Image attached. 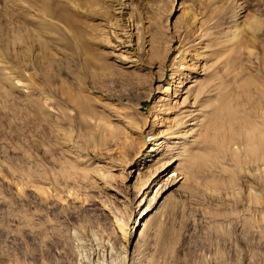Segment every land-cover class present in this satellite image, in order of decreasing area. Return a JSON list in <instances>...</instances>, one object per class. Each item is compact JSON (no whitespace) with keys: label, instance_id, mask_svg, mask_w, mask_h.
I'll use <instances>...</instances> for the list:
<instances>
[{"label":"rangeland","instance_id":"obj_1","mask_svg":"<svg viewBox=\"0 0 264 264\" xmlns=\"http://www.w3.org/2000/svg\"><path fill=\"white\" fill-rule=\"evenodd\" d=\"M56 2L73 27L0 5L4 60L25 70L7 63L0 76V264H264V142L256 156L229 144L193 166L181 140L162 138L157 161L181 152L173 166L188 178L126 247L138 218L129 185L154 143L143 131L178 118L156 90L178 108L189 90L206 116L224 98L264 127V0Z\"/></svg>","mask_w":264,"mask_h":264},{"label":"bare ground","instance_id":"obj_2","mask_svg":"<svg viewBox=\"0 0 264 264\" xmlns=\"http://www.w3.org/2000/svg\"><path fill=\"white\" fill-rule=\"evenodd\" d=\"M18 1H20L22 7H28L32 10L34 9V11L36 12L34 14L37 15L38 18L42 21H47V19H49L47 15H50L61 20L63 19V21H65V23L69 25L68 22H70L71 17L68 18V13H64V8L61 11V4H57L56 2H62L63 0H42V2H40L39 4H36L35 2L33 5L29 0L28 2L27 0ZM3 2L4 0L0 2V5H2ZM69 6L70 5H67V7ZM0 12H2L1 7ZM29 12H31V10ZM69 15L73 16L71 15V13ZM70 25L71 27H73L74 23ZM7 63L9 64L10 69L15 72V74L19 75L24 73L25 70L24 68H22L23 66H12L9 61L4 60V53L0 48L1 78H3L4 75L5 77H7L6 74L9 75V73L4 72V69L7 68V66H5V64ZM185 78L188 79L189 76ZM8 81H10V79ZM19 81L22 82V79ZM184 82L185 83L178 82V85L187 84L188 82H192L193 85L200 83L199 80H185ZM23 84L24 83H22L21 85ZM23 86H25V84ZM188 92L189 90L185 92V97L182 99V102L184 103L181 104H183L184 106L180 105V108H178V106H176V102H170L171 106L165 105L167 101V93L165 94L164 92L162 93L156 90V93L160 94L156 102L158 107H160L163 112L170 114L172 113V110L176 109V117L178 118L175 129L167 128L166 130L159 132L156 136H154V129L158 126H163V123L159 121L157 122L156 117H154V119L152 120L153 122L151 124H148V126H146L143 131L144 145L146 146L149 140L154 141V143L152 144V147L149 149V151L145 152L148 153V156L144 158V162L145 165L147 163L149 164L146 165V168L148 169L147 175L144 176L143 173H137L136 179L134 180L133 184L129 185V189L134 193L133 206L134 210L138 214V218L137 221H135L131 234L127 238V248L135 245V237L141 234V230L139 231L138 228H144L146 224L151 220V218H154V216H157L159 214L160 208L162 207L164 200L166 199V197L163 198L165 193L171 187L176 186L180 181H184L188 178L187 172L179 164L173 166V163L178 161V159L181 157V152L177 153L170 149L166 154V156H168V160L163 163L157 161L159 158H161L162 152H165L167 149L166 144H164L162 141L160 142L162 138L168 139L170 144H174L176 141L181 140L178 142L180 146L176 150H189L186 156H188L189 165L193 166L202 163L215 151H218L220 155H223L224 153H226V149L228 148L227 145L229 144H231L230 146L232 147H242L243 151L248 152L251 156H256L255 152L257 151V148L263 145L262 142H264V127H257L247 116L239 117L238 113L227 104L226 99L222 98L217 105L212 107L209 115L206 116L201 114V111L199 109H194L193 103L190 104L189 102H185L187 100L186 98ZM171 120H173V118ZM185 147L187 148L185 149ZM136 153H139V157L145 156L143 154L144 150L138 151ZM232 154H234L233 151ZM236 154L238 155V151H236ZM234 167V169L238 171L242 167V162L234 160ZM167 168H171L169 171L170 176H167L166 179L162 180L163 171H165ZM125 173L127 181L129 180V178H131V174L133 172L130 171ZM179 187L180 185L176 186L177 189H179ZM153 188L157 189L156 193L149 198Z\"/></svg>","mask_w":264,"mask_h":264}]
</instances>
